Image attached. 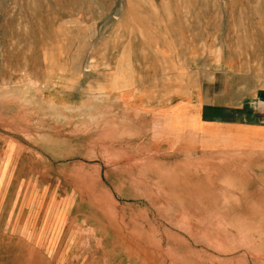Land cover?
I'll list each match as a JSON object with an SVG mask.
<instances>
[{
  "label": "rangeland",
  "instance_id": "374dc122",
  "mask_svg": "<svg viewBox=\"0 0 264 264\" xmlns=\"http://www.w3.org/2000/svg\"><path fill=\"white\" fill-rule=\"evenodd\" d=\"M262 58L264 0H0V264H264L199 118Z\"/></svg>",
  "mask_w": 264,
  "mask_h": 264
},
{
  "label": "crops",
  "instance_id": "0c3cea01",
  "mask_svg": "<svg viewBox=\"0 0 264 264\" xmlns=\"http://www.w3.org/2000/svg\"><path fill=\"white\" fill-rule=\"evenodd\" d=\"M246 31H249L246 29ZM253 31V30H252ZM258 74L232 66V105L200 106V122L214 138L232 140V180L253 179L264 165V59ZM203 102L204 97L201 95ZM236 193H232L234 195Z\"/></svg>",
  "mask_w": 264,
  "mask_h": 264
},
{
  "label": "bare ground",
  "instance_id": "6f19581e",
  "mask_svg": "<svg viewBox=\"0 0 264 264\" xmlns=\"http://www.w3.org/2000/svg\"><path fill=\"white\" fill-rule=\"evenodd\" d=\"M172 187V186H171Z\"/></svg>",
  "mask_w": 264,
  "mask_h": 264
}]
</instances>
